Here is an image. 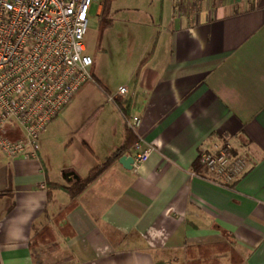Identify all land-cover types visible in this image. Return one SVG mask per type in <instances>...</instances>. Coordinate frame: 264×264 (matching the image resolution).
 <instances>
[{
	"label": "crops",
	"instance_id": "1",
	"mask_svg": "<svg viewBox=\"0 0 264 264\" xmlns=\"http://www.w3.org/2000/svg\"><path fill=\"white\" fill-rule=\"evenodd\" d=\"M103 9L95 14L105 34ZM150 11H137L145 24L133 36L139 44L124 83L104 90L92 57V79L40 134L42 143L57 117L79 116L92 100L87 86H98L116 118L106 106L90 115L87 123L107 120L98 125L100 139L83 143L92 159L85 174L73 165L58 174L41 147L37 158L0 154V264H40L46 243L54 257L43 264H174L172 253L226 244L238 259L224 254L215 264H264V0H159ZM85 51L91 55L86 44ZM123 85L127 92L118 95ZM132 116L141 120L135 129ZM92 120L86 130L94 136ZM136 140L151 148L149 157L126 169L118 157L133 155ZM224 142L246 163L229 187L205 177L197 162L202 150ZM66 172L78 178L68 181ZM40 229L48 242H36Z\"/></svg>",
	"mask_w": 264,
	"mask_h": 264
},
{
	"label": "built area",
	"instance_id": "2",
	"mask_svg": "<svg viewBox=\"0 0 264 264\" xmlns=\"http://www.w3.org/2000/svg\"><path fill=\"white\" fill-rule=\"evenodd\" d=\"M96 0H0V154L37 158L40 134L76 92L91 80L93 59L85 51L89 10ZM127 92L125 85L117 94ZM110 100L116 101L115 96ZM140 118L127 119L132 129ZM135 150L132 167L151 148ZM197 162L210 180L232 186L246 163L229 142L202 150Z\"/></svg>",
	"mask_w": 264,
	"mask_h": 264
},
{
	"label": "rangeland",
	"instance_id": "3",
	"mask_svg": "<svg viewBox=\"0 0 264 264\" xmlns=\"http://www.w3.org/2000/svg\"><path fill=\"white\" fill-rule=\"evenodd\" d=\"M108 3L106 8V14L103 18L105 34L99 30V16L95 14L99 4ZM159 0H96L94 1L91 13L88 21L86 33L84 35V43L91 53V57L95 59L101 69V75L105 79L103 89H107L112 93L122 83L126 77L127 64L130 63L136 57V51L138 48L139 41L133 37L136 31L140 27H144L145 17L141 16V12L154 9L158 7ZM103 34V42L100 49H98V37L100 33ZM101 34V35H102ZM105 48L103 52L101 49ZM95 52V53H94ZM128 85H132V81ZM92 94L91 102L85 105V108L81 110L82 113L79 116H75L69 113L60 115L57 117L48 127L46 133L42 136V143L39 140V148L45 155L46 161L50 164V167L60 170L64 167L73 165L77 167L81 175L85 174L88 167V162L91 159V152L87 147L84 146L85 140L100 139L101 132L98 129L99 123L107 120L101 117H91V120L96 122V132L93 136L91 130H86L88 119L90 115L94 113V109L97 107L106 106L112 108L111 113L105 112L107 117H112L111 121L116 118V111L113 112V104L106 101L105 93L96 85L93 87L87 86ZM110 111V109H109ZM112 113H114L112 115ZM112 115V116H111ZM84 123L83 125L81 123ZM87 123V124H86ZM99 125V127H98ZM91 133V134H90ZM87 141V142H88ZM85 161V162H81ZM89 165V166H88ZM61 194V193H60ZM64 196L67 202L66 195ZM61 201V198H60ZM43 238H45L42 235ZM38 242V241H36ZM41 243V242H38ZM45 251V256L39 262L40 264L46 261H51L53 255L50 254L49 248L52 247L51 243H46L44 246L41 245ZM230 246L221 247L217 249H209L202 251H188L172 253V258H178V263L174 264H185L187 259L192 256H209L212 263L219 262L218 257L222 253H225ZM40 251V249H39ZM228 259V258H225ZM225 259H222L225 260ZM184 261V263H183Z\"/></svg>",
	"mask_w": 264,
	"mask_h": 264
},
{
	"label": "trees",
	"instance_id": "4",
	"mask_svg": "<svg viewBox=\"0 0 264 264\" xmlns=\"http://www.w3.org/2000/svg\"><path fill=\"white\" fill-rule=\"evenodd\" d=\"M109 1V0H108ZM108 3H104V9H103V11H102V17L104 18V15L106 14V8H107V5ZM103 18H102V24L104 25V23H103ZM124 151V148L122 147V148H120V149H118V151L117 152H115L114 154H112L110 157H108L107 159H106V161H105V163L104 164H101V165H99L97 168H94L93 170H91V172H90V174L85 178V180L83 181V183L84 184H86L87 183V181H89V180H91V179H93V177L98 173V172H100L103 168H104V166L106 165V164H108L112 159H114V158H117L118 157V155L120 154V153H122ZM197 166H198V164H197ZM197 166L195 167L196 169L195 170H198V168H199V166H198V168H197ZM200 173H203L202 172V170H201V172ZM86 182V183H85ZM55 185V184H54ZM83 185V184H82ZM76 186V185H75ZM76 188V187H75ZM74 188V189H75ZM67 189V188H66ZM78 191H79V189H76V190H74V191H69L70 192V200H71V202H70V206H72L73 204H74V199H75V196H76V194H78ZM48 231L47 230H42V229H40V230H38L37 232H36V241H38V242H48ZM42 235L45 237V238H43L42 237ZM226 246H230V245H228V244H226V245H223V246H220V247H213V246H196V247H192V248H189V249H187L188 251H202V250H209V249H217L218 250V248H221V247H226ZM224 254H226L225 256H226V258H228V259H230V260H236V259H238V257H236L235 256V253H233V249H232V247H230V248H228V250L225 252V253H222L221 254V256H219L218 257V261H220L221 259H222V255H224ZM229 254V255H228ZM202 256H192L190 259H187L186 260V263L185 264H215V263H219V262H215V263H212V260H214V259H210V257L209 256H205V255H203V254H201ZM157 264H172L171 262H164V261H158L157 262Z\"/></svg>",
	"mask_w": 264,
	"mask_h": 264
},
{
	"label": "water",
	"instance_id": "5",
	"mask_svg": "<svg viewBox=\"0 0 264 264\" xmlns=\"http://www.w3.org/2000/svg\"><path fill=\"white\" fill-rule=\"evenodd\" d=\"M118 162L126 169L132 168V162H133V156L131 153L128 154H122L118 157ZM63 177L66 178L68 181L75 178L77 179L78 176H76L73 172H66L63 174Z\"/></svg>",
	"mask_w": 264,
	"mask_h": 264
}]
</instances>
